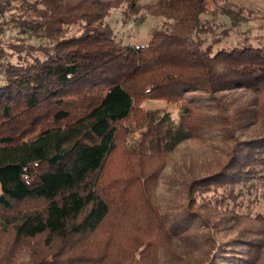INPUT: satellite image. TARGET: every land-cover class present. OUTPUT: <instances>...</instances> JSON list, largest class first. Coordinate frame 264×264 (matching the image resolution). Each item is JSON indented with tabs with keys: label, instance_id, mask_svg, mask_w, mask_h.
Segmentation results:
<instances>
[{
	"label": "trees",
	"instance_id": "obj_1",
	"mask_svg": "<svg viewBox=\"0 0 264 264\" xmlns=\"http://www.w3.org/2000/svg\"><path fill=\"white\" fill-rule=\"evenodd\" d=\"M118 7L161 27L124 43ZM251 18L232 0H0V264H264ZM193 140L214 166L171 162Z\"/></svg>",
	"mask_w": 264,
	"mask_h": 264
},
{
	"label": "rangeland",
	"instance_id": "obj_2",
	"mask_svg": "<svg viewBox=\"0 0 264 264\" xmlns=\"http://www.w3.org/2000/svg\"><path fill=\"white\" fill-rule=\"evenodd\" d=\"M150 1V0H144ZM233 4L243 5L245 10L251 9L253 18L249 23H245L242 27L243 30H249L248 35L260 34L255 38L254 43L257 45H264V0H232ZM124 7L115 8L109 16V22L113 27L114 33L118 39H121L124 43L131 44H144L151 38V30L153 27H161L162 18L152 15H146L145 18H141L142 13H127ZM236 36L234 39H237ZM239 91L230 93L228 97L237 95ZM250 93H241L237 95L238 105L239 103H252L255 98L250 96ZM156 101V102H155ZM150 103V104H149ZM145 104L151 109H162L163 111H170L173 115L177 114L178 109L173 104H165L163 101L154 100L152 103ZM233 109V106H230ZM207 127V124H206ZM221 149L218 147L210 146L206 144V141L193 140L188 141L181 145L173 155L171 162L176 165L183 164V160L188 163L192 162L195 168H204L214 166L219 158Z\"/></svg>",
	"mask_w": 264,
	"mask_h": 264
}]
</instances>
